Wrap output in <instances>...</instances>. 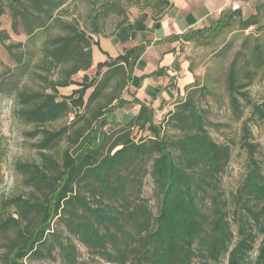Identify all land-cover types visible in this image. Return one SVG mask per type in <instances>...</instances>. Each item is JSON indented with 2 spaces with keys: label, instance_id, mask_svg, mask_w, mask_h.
<instances>
[{
  "label": "trees",
  "instance_id": "1",
  "mask_svg": "<svg viewBox=\"0 0 264 264\" xmlns=\"http://www.w3.org/2000/svg\"><path fill=\"white\" fill-rule=\"evenodd\" d=\"M70 1L0 0V17L7 10L13 34L26 38L23 44L9 42L8 33L0 28V48L13 62L12 68L4 67L0 73V96L12 100L16 120L33 126L27 136L36 140L33 147L38 155L37 163L14 164L25 193L0 199V264L51 259L54 252L66 264H76L72 239L91 256L111 264H196V260L208 264L225 257L227 264H264V173L246 126L242 146L248 166L232 197L233 213L239 209L234 242L228 201L220 191L229 147L211 138L191 95H181L174 110L159 122L152 104L122 98L131 83L146 78L133 76L144 45L98 63L93 77L84 75L81 82L74 81L75 75L92 67V47H99L94 37L103 35L99 22L119 16V29L128 17L121 0L94 2L87 15L89 24L82 27L64 15ZM135 6L140 11L149 9L157 22L170 2L136 0ZM257 24L256 14L243 18L240 8L229 9L220 13L213 26L164 41L207 46L221 34L246 31ZM239 56L243 59L236 67ZM263 62L262 46L254 48L250 59L241 51L235 54L226 77L234 112L239 102L233 94L245 86L237 80V68L260 67ZM166 70L147 76H164ZM193 84L196 79L183 90L188 92ZM72 86L76 88L70 95H60L59 89ZM126 106L139 108L125 126L111 134L103 132L106 115ZM253 109L264 118V101ZM69 114H73L70 124L46 129ZM167 128L177 132L171 141L165 135ZM134 130L147 135L135 140ZM88 134L86 143L73 154ZM62 142L68 147L59 151ZM2 157L0 149V161ZM147 175L159 195L156 214L141 196ZM206 198L210 211L202 206Z\"/></svg>",
  "mask_w": 264,
  "mask_h": 264
},
{
  "label": "rangeland",
  "instance_id": "2",
  "mask_svg": "<svg viewBox=\"0 0 264 264\" xmlns=\"http://www.w3.org/2000/svg\"><path fill=\"white\" fill-rule=\"evenodd\" d=\"M104 0H72L65 7V17L67 19H76L79 24L84 27L89 24L87 15L91 12V3H101ZM136 0H121V6L128 15L134 12H140L139 8L135 6ZM231 8L225 9V11ZM145 12L151 14L147 9ZM256 14L258 17V24L246 31L236 30L232 34H221L218 38L212 41L207 46H199L194 43L184 44L181 48L180 56H177L173 63L180 67L185 65L184 75L181 79L176 77L175 84L178 86L176 90L175 84H169L167 74L162 78L165 84H169L168 88L173 92L167 95L162 94L163 101L159 102L160 96L154 98L155 122L162 120L167 112L174 110V103L181 98V95H191L195 102V107L203 116L205 127L209 132L211 138L219 144L226 145L230 149V160L220 177V191L223 199L228 201V209L230 211L228 219L232 225L234 233V242L237 240V219L239 217V209L232 203V197L236 193L237 188L242 182L247 171V153L242 146L243 127L249 132V143L256 146L255 158L260 163L264 173V118H260L254 112L253 105H262L264 101V62L260 67L256 65H248L244 68H237V80L239 84L245 85L242 89H237L233 96L239 102L238 111L234 112L231 106V95L227 90V73L228 67L234 56L238 51L245 53L247 59H250L254 48L262 46L264 49V0H250L247 6L243 7L242 17L247 18L250 15ZM163 17V16H162ZM121 17L111 15L102 22L101 29L103 35L108 36L115 32L116 25L121 21ZM10 15L7 10L0 17V28L5 30L12 43H24L25 36L23 34L14 35L10 29ZM96 39L98 37H95ZM245 41V42H244ZM244 42V46L242 43ZM243 59L238 57L236 67ZM171 69L173 70L174 64ZM4 67H13V62L3 48H0V73ZM159 69V68H158ZM168 69V68H167ZM172 70H166L173 72ZM246 70L248 71L246 73ZM191 71V72H190ZM181 73L178 77H181ZM87 75L89 78L94 75V68L92 67L86 72H80L73 77L76 82H81L82 77ZM191 83L196 79V84H193L187 91L182 89L184 81L187 77ZM173 80V79H172ZM190 81V80H189ZM150 86L151 82H148ZM159 85V84H155ZM75 86L59 89L62 96H68ZM152 88V87H151ZM91 93L89 90L85 99ZM123 93L126 99H132L133 95L126 92ZM157 93V92H156ZM155 97V96H154ZM159 105V106H158ZM161 105V108H159ZM14 103L5 96H0V149L3 151V157L0 161V199L8 198L17 195H23L25 189L22 185V177L14 170L16 162H38V155L36 149L33 147L36 140H30L27 133L32 131L33 126L21 124L14 116ZM137 107L126 106L122 109L113 110L105 117L107 126L102 129L103 132L111 134L114 131L125 126L133 117V111ZM75 112H78L75 110ZM83 110H80L82 113ZM73 114H69L66 118L59 120L51 125L46 126V129H58L59 127L70 124ZM147 135L146 133L137 132L134 130L132 136L135 140ZM167 141H171L177 136V132L167 128L165 130ZM89 134L81 141V143L73 150V154L80 150L86 143ZM68 145L62 142L59 151L67 148ZM150 169V166H147ZM142 198L146 201L151 212L156 214L159 204V195L154 189V185L149 175L143 180ZM207 211L211 210L210 199L206 198L202 204ZM65 237V233H63ZM72 242L77 248V262L76 264H111L107 263L97 257L91 256L88 251L76 239ZM257 248V246H256ZM256 251L251 254V260H254ZM25 264H66L58 252H54L51 259H32L29 258L24 261ZM195 263H199L198 260ZM208 264H227V257L222 258L218 263Z\"/></svg>",
  "mask_w": 264,
  "mask_h": 264
},
{
  "label": "crops",
  "instance_id": "3",
  "mask_svg": "<svg viewBox=\"0 0 264 264\" xmlns=\"http://www.w3.org/2000/svg\"><path fill=\"white\" fill-rule=\"evenodd\" d=\"M250 1V0H249ZM249 1L243 0H169L170 7L166 9L161 20L153 21L151 14L143 11H136L131 15L127 14V21L119 29L108 36H98L94 40L98 43L99 47H92V67L98 63L105 62L108 58H116L123 54V52L136 45H144L145 51L141 56V64H137L134 69L133 76L140 78L146 76L141 82H133L123 92L133 95L132 98H136L141 102L149 104L154 102L156 96H160L159 102L163 101L162 94H173L168 88L175 84L176 77L181 79L184 75L185 65H180L179 71L171 69V65L177 56L181 54L180 42H165L164 39L171 35H181L189 30H198L205 27L213 26L222 11L227 8L243 10L244 6H247ZM186 44V43H184ZM182 44V45H184ZM91 67V68H92ZM168 68L173 72L167 71V78L170 81L169 84H165L160 77H150L147 75L157 71V69ZM181 73V77H178ZM169 77H174L170 80ZM190 80V81H189ZM148 82H151L150 86ZM159 85H155V84ZM173 83V84H172ZM193 83V82H192ZM190 79L184 81L182 89L192 84ZM140 85L139 88H135L136 85ZM174 86V85H173ZM176 86V84H175ZM178 86L176 90L178 91ZM152 87V88H151ZM157 92V93H156ZM155 96V97H154ZM122 98L128 101L122 94ZM154 107V105L152 104ZM159 106V105H158ZM134 116L139 106H134Z\"/></svg>",
  "mask_w": 264,
  "mask_h": 264
}]
</instances>
